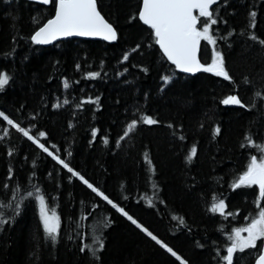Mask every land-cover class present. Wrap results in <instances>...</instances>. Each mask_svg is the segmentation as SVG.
Segmentation results:
<instances>
[{
	"label": "trees",
	"instance_id": "1",
	"mask_svg": "<svg viewBox=\"0 0 264 264\" xmlns=\"http://www.w3.org/2000/svg\"><path fill=\"white\" fill-rule=\"evenodd\" d=\"M96 1L115 43L37 46L32 35L56 0H0V72L10 77L0 89V264H220L234 230L264 207L258 185L233 187L251 156L260 161L247 138L264 144V95H256L264 94V0H220L211 9L216 43L201 39L200 59L207 66L221 53L231 79L180 73L140 21L142 0ZM234 95L240 105L223 103ZM40 195L58 215L55 239ZM219 200L223 214L211 211ZM260 244L236 252L234 264H253Z\"/></svg>",
	"mask_w": 264,
	"mask_h": 264
},
{
	"label": "snow or ice",
	"instance_id": "2",
	"mask_svg": "<svg viewBox=\"0 0 264 264\" xmlns=\"http://www.w3.org/2000/svg\"><path fill=\"white\" fill-rule=\"evenodd\" d=\"M44 4H48L51 0H40ZM217 0H143L142 10L139 12V18L154 30V36L156 43H158L163 49L164 53L169 60H172L177 67L182 68L186 72H195L203 69L208 72H215L218 76H223L226 79H231L229 73L224 67L223 56L221 53L216 52L211 64L205 66L200 63L197 57V51L201 39L209 41L215 45L216 40L210 29L212 25L217 23V20L213 18L214 13L210 10V7L215 4ZM198 9L199 14L193 15V10ZM255 12L251 13V16L255 17ZM203 17L204 22L201 28L197 27L200 18ZM251 26L254 27V24ZM103 36L107 40H116L117 33L105 18L97 10L96 0H58L56 6L55 17L47 20V22L39 27V30L32 36V40L36 43L46 44L52 40L57 39L59 36ZM252 39H256L255 36ZM264 44V40L260 41ZM125 60L128 59L126 55ZM90 76H98L99 73H90ZM10 77L7 73L0 72V89H3L8 84ZM165 81L170 80V77H164ZM65 87H68L67 82ZM257 96L264 95L262 93H256ZM67 102V101H65ZM224 104H241L240 99L237 96H228L224 101ZM59 106V105H57ZM4 116L0 113V117ZM4 119H8L4 117ZM144 123L154 124L157 121L151 117H142ZM11 124L13 121L8 120ZM137 121L133 120L127 128L125 135L131 132L136 126ZM19 128V125H16ZM21 132L25 136H28V132L20 128ZM219 132V128L216 129ZM95 135V132L93 133ZM39 136H45L44 132H40ZM33 139L32 137H29ZM248 139V145L254 147L260 154V161L257 162L256 156L250 157V162L247 165L246 171L238 177V182H235L233 187L252 186L258 185L260 191V197L264 199V144L257 145L251 138ZM107 142V141H105ZM36 143L39 144L37 140ZM39 146L47 152L48 149L43 145ZM196 154V149L193 147L191 150V156ZM71 155V153H69ZM189 156V159H191ZM58 159V158H57ZM65 168L71 172L63 160H60ZM79 176V173H74ZM80 179L88 185L89 188H93L87 180L81 176ZM39 192V189L36 190ZM93 191L99 192L98 189L93 188ZM105 200H108L107 196H104L102 192L99 193ZM32 196V193H28ZM41 204V213L44 218V227L48 234L55 239V235L59 229V218L55 212L49 216L47 207L45 205V199L43 195L38 197ZM112 203V201H108ZM151 204V200H149ZM224 200H219L218 203L213 204L211 211L224 213L226 208ZM259 211L257 217L251 220V223L244 229H235V235L230 236L229 239L232 241L231 246L227 248V254L222 257L227 264H233V255L235 252H243L245 249L257 248V242L260 241L261 254L259 255L256 264H264V207L257 205ZM19 206L16 211L18 212ZM129 220L135 224L137 223L131 216H128L126 212L121 208L119 209ZM228 215H232L231 212ZM179 219L182 224L184 221L182 218ZM6 220L0 219V224L6 223ZM142 227V226H141ZM153 240H157V237L153 236L151 232L144 229ZM241 232H247V236H241ZM99 239V238H97ZM158 243L163 244L162 241L157 240ZM167 250L172 253L173 256L177 254L168 248L166 244H163ZM85 247H88L87 245ZM100 247L103 248V241H100ZM84 250L83 248L81 249ZM95 255V252H93ZM187 264V262H185Z\"/></svg>",
	"mask_w": 264,
	"mask_h": 264
},
{
	"label": "water",
	"instance_id": "3",
	"mask_svg": "<svg viewBox=\"0 0 264 264\" xmlns=\"http://www.w3.org/2000/svg\"><path fill=\"white\" fill-rule=\"evenodd\" d=\"M28 1H32V2H35V3L41 4V5H45V6L50 5L51 2H52V0H51L50 3H48V4H44V3L40 2V0H28ZM219 1H220V0H217V2H216L215 4H213V5L210 7V10H211L215 5H217ZM57 4H58V0H56V6H57ZM96 5H97V10H98V11L100 12V14L105 18V20H107V18H106V17L103 15V13L100 11V9H99V7H98V4H97V1H96ZM56 6H55V12H56ZM142 7H143V0L141 1V7H140L139 12L142 10ZM55 12H54V15H53L51 18H49V19H53V18L55 17ZM198 13H199V10H198V9H194V10H193V15H198ZM49 19H48V20H49ZM139 19H140V18H139ZM107 21H108V20H107ZM140 21H141L144 25L150 27L149 25L145 24L141 19H140ZM46 22H47V21H46ZM46 22H45V23H46ZM108 22H109V21H108ZM45 23H44V24H45ZM109 23L112 24L111 22H109ZM44 24H43V25H44ZM43 25H42V26H43ZM198 25H199V22H198V24H197V27H198ZM112 26H113V28L115 29L116 33H117V39H118V32H117V30H116V28H115V26H114L113 24H112ZM150 28H151V27H150ZM38 30H39V28H38L36 31H38ZM36 31H35V32H36ZM153 31H154V30H153ZM35 32H34V34H35ZM34 34H33V35H34ZM33 35H32V36H33ZM70 38L84 39V40H102V41H105V42H107V43H115V42L117 41V39H116V40H107V39H105L103 36H80V35H73V36H59V37H57V39L52 40L51 42L46 43V44L36 43V42L33 41V40H32V42H33L35 45H37V46H50V45H52V44H54V43H56V42H58V41H62V40H65V39H70ZM158 45H159V44H158ZM159 47L161 48L160 45H159ZM161 50H162L164 56L166 57V59H167L171 64H173V65L176 67V69H177L180 73H182V74H185V75H196V74L201 73V72L204 71L203 69H201V70H199V71H195V72H186V71H184L182 68L177 67L176 64H175L172 60H169L168 57L166 56V54L164 53V51H163L162 48H161ZM200 53H201V41H200V44H199V47H198L197 57H198L200 63L203 64L202 61H201V59H200ZM234 96H237V95H234ZM237 97H238V96H237ZM233 105H240V104H233ZM235 253H236V252H235ZM235 253H234V255H233V264H234V256H235ZM260 254H261V252H260ZM260 254H259V255H260ZM258 258H259V256L256 258V260L254 261L253 264H256V261L258 260ZM220 264H227V262L224 261V262H221Z\"/></svg>",
	"mask_w": 264,
	"mask_h": 264
},
{
	"label": "rangeland",
	"instance_id": "4",
	"mask_svg": "<svg viewBox=\"0 0 264 264\" xmlns=\"http://www.w3.org/2000/svg\"><path fill=\"white\" fill-rule=\"evenodd\" d=\"M169 81V80H168ZM49 214V213H48ZM52 214H49V216H51ZM40 216H41V219H42V221H43V224H44V218H43V215H42V213H41V207H40ZM56 216L58 217V215L56 214ZM248 234H247V232H243V235L242 236H244V237H246ZM258 243V242H257Z\"/></svg>",
	"mask_w": 264,
	"mask_h": 264
}]
</instances>
